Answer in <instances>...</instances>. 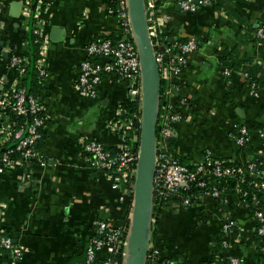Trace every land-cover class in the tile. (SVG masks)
<instances>
[{
	"label": "crops",
	"instance_id": "0c3cea01",
	"mask_svg": "<svg viewBox=\"0 0 264 264\" xmlns=\"http://www.w3.org/2000/svg\"><path fill=\"white\" fill-rule=\"evenodd\" d=\"M110 3L0 0V78L4 81L0 93L18 81L10 59L30 50L32 20L43 22L47 38L43 59L47 76L38 89L51 119L41 146L46 164L33 165L28 174L21 166L0 173V224L23 247L20 264H86L95 221H106L113 228L128 213L131 218L132 183L127 188L117 175L116 185L109 172L91 167L84 151L91 139L112 149L123 143L118 126L128 118L124 107L128 85L116 76L108 77L95 97L77 86L87 45L124 37ZM158 15L167 41L194 38L198 43L188 65L171 78L173 84L182 85L171 101L185 97L189 102L185 118L174 124L175 139L169 140L172 154L193 164L210 149L241 165L260 159L264 171V39L255 37L256 29L264 25V0H211L195 13L171 3ZM223 56L242 61L229 76ZM245 65L259 78L257 95L243 74ZM243 125L250 130V140L239 145L235 137ZM220 214L209 198L189 207L169 203L159 215L151 246L161 259L178 264H220L211 257L221 235ZM232 215L237 226L228 235L230 252L245 264H257V254L249 248L256 238L255 219L240 205L232 207ZM108 255L102 250L97 260ZM11 257L0 247V264H11Z\"/></svg>",
	"mask_w": 264,
	"mask_h": 264
},
{
	"label": "built area",
	"instance_id": "2783aa9c",
	"mask_svg": "<svg viewBox=\"0 0 264 264\" xmlns=\"http://www.w3.org/2000/svg\"><path fill=\"white\" fill-rule=\"evenodd\" d=\"M210 1L145 0L149 34L160 67L161 78L167 82L164 91L161 92L159 110L154 207H164L169 203L189 207L204 203L208 198L212 199L221 211L222 219L221 248L217 253H212V261L220 264H245L242 257L230 252L228 239L230 233H235L237 226L232 215V207L240 205L256 221L255 233L259 240L255 239L249 248L251 252L257 254V264H264V171L257 166L256 161L245 165L235 164L229 159L216 156L212 150L207 149L201 161L185 164L170 151L169 139L175 133L174 124L185 118L184 110L189 108L188 99L185 97L177 100V103L171 101L174 91L182 87L179 82L173 84L171 78L173 75L179 76L188 65L190 56L198 49V43L194 38L181 40L174 37L172 45H169L165 32L160 29L158 13L171 3H178L185 12L195 13ZM110 12L114 13V10L110 9ZM116 12L124 37L116 40L102 38L87 45V57L81 62L77 86L85 95L95 97L100 84L106 78L116 76L118 80L127 83L128 99L137 101L141 105V62L133 37L127 0L119 1ZM32 31L34 42L40 47L41 57L38 68L39 75L42 77L40 84L43 85L47 76V71L43 67V59L47 51L43 22L36 18ZM255 37L264 39V25L257 28ZM10 65L17 69L19 77L18 81L0 93V145L4 147L11 143L13 146L5 150L0 158V173L22 167L24 162L30 163L33 158H38L43 165L46 164V160L41 157L34 145L42 137L40 127L50 119V116L47 112L41 113L45 108L40 97L29 94L26 88L20 87L27 73L26 55H14L10 59ZM224 72L229 76L233 69L225 68ZM243 74L246 80L252 77L250 70H244ZM3 83V79L0 78V85ZM248 86L254 95L258 94L257 81H248ZM12 115L22 118L31 116L32 119L28 123H22L12 119ZM127 117L124 124L118 126L123 133V143L119 147L112 149L97 139H91L84 144V151L92 168L109 172L110 178L116 185L118 175L125 183H132L134 187L140 147L141 116L137 114L129 116L127 113ZM238 130L239 133L235 138L239 145H244L250 140V130L244 125ZM17 152L20 153L19 156H15ZM2 214V206H0V221ZM95 225L96 233L87 247L86 264H96L98 254L102 250L109 253L102 260L103 264H118L115 258L118 250L124 249V257L127 254L126 226L120 223L110 228L108 223L102 220H96ZM0 246L10 252L11 264H20L24 249L6 233L1 224ZM153 250L154 255H159L158 250ZM166 264L178 263L173 259H167Z\"/></svg>",
	"mask_w": 264,
	"mask_h": 264
},
{
	"label": "water",
	"instance_id": "95a60500",
	"mask_svg": "<svg viewBox=\"0 0 264 264\" xmlns=\"http://www.w3.org/2000/svg\"><path fill=\"white\" fill-rule=\"evenodd\" d=\"M133 37L140 55L142 104L140 147L133 187V206L124 264H147L153 250L154 177L162 78L152 38L145 0H127ZM34 3V8H35ZM34 16V15H33ZM33 20L31 21L32 28ZM175 134L169 139L173 142Z\"/></svg>",
	"mask_w": 264,
	"mask_h": 264
},
{
	"label": "trees",
	"instance_id": "16d2710c",
	"mask_svg": "<svg viewBox=\"0 0 264 264\" xmlns=\"http://www.w3.org/2000/svg\"><path fill=\"white\" fill-rule=\"evenodd\" d=\"M119 1L120 0H111V3H110V9L114 10L113 14L115 16H117L116 10L119 7ZM33 24H34V21L32 23V28H33ZM32 28H31V33H32L31 47H30V50L25 54L27 59H28L27 73H26L25 78L22 79V82L20 83V87L26 88L27 92L29 94L36 95L37 97H40L39 93H38L39 87L42 86L40 84V80L42 77H40V75H39V68H38L39 59L41 57L40 51H39L40 47L38 44H36L34 42V35H33ZM256 31H257V29H256ZM167 42L169 45H172L173 40L170 39ZM223 60H224L223 66L225 68H231L233 70L236 69L238 66H240L242 63V61L238 62L237 60H234L232 58H226L225 56H223ZM243 69L248 70V71L250 70V69H248L247 65H245V67H243ZM252 80H254V81L259 80V78H256V76H255V71L252 72L251 79L247 80V81H252ZM166 85H167L166 80L162 79L161 92L164 91ZM124 107H125V110L129 116H133L134 114L141 116V105L139 102L127 99L126 102L124 103ZM45 112H46L45 110L41 111V113H45ZM12 119H15V120L22 122V123H25V122L28 123L29 121H31L32 117L31 116H25L22 118L21 116H18V115H12ZM50 120L51 119L47 120L40 127V132L42 133V137L34 145L35 149L40 153V155L43 159H45V156H44V152H43L41 146H42V142H43V140L47 134V130L49 128ZM12 146H13V144L9 143V144L5 145L2 149H0V158H1L2 154L5 152V150H7L9 147H12ZM19 155H20L19 152L15 153V156H19ZM178 159L182 163H184L182 159H180V158H178ZM254 161H256L257 166L260 168L262 162L260 160H256V159H254ZM234 163L236 164V162H234ZM35 164H41L40 160L38 158H33L30 163L24 162L22 167L24 169H26V173L28 174L30 172L31 167ZM246 178L249 180V178L247 176H246ZM125 184H126L127 188L130 187L129 182H126ZM253 206L256 208L255 205H253ZM162 209H163V207H154V220H153V227H152V234H151L152 241L158 233L159 215H160ZM130 222H131L130 213H128L127 216L120 222L126 226V231H125L126 237L128 235V232H129ZM255 239L259 240L257 235H256ZM216 241H217V243H215L211 248V252L214 254L217 253L221 248V244H220L221 235L218 237V239ZM2 249H4V248H2ZM123 251H124V249L121 248L118 250V252L115 255V258H116L118 264H123V262H124ZM96 264H103V261L97 260ZM147 264H166V259H161L160 256L157 254L154 255V250H153L152 252L149 253Z\"/></svg>",
	"mask_w": 264,
	"mask_h": 264
}]
</instances>
